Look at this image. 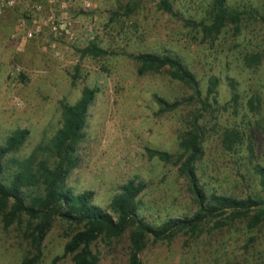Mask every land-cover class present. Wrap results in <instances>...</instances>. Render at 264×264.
I'll list each match as a JSON object with an SVG mask.
<instances>
[{
	"label": "rangeland",
	"instance_id": "374dc122",
	"mask_svg": "<svg viewBox=\"0 0 264 264\" xmlns=\"http://www.w3.org/2000/svg\"><path fill=\"white\" fill-rule=\"evenodd\" d=\"M88 1V12L77 11L71 38L24 41L15 12L0 18V145L15 130L28 132L4 158L2 181L23 168L31 176L20 188L25 203L32 205L42 196L36 166L55 164L50 145L61 126L59 104H74L87 87L95 94L74 153L75 167L64 183L73 193L92 191V204L116 218L109 204L121 185L134 180L144 185L134 202L146 224L158 227L191 216L196 205L177 171L176 143L199 115L203 154L196 163L198 186L207 195H256L254 169L264 166V23L244 14L236 26L203 38L199 29L158 10V0ZM168 1L180 19L208 23L212 0ZM225 3L230 11L264 17V0ZM89 20L93 32L87 35L82 24ZM142 53L179 58L197 80L203 105L184 101L173 111L159 112L155 98L181 101L190 91L171 80L166 69L138 74L129 56ZM211 78L216 86L207 94ZM225 130L238 131L241 142L228 148ZM146 148L169 154L170 161L148 157ZM7 210L0 211V264H21L34 253L29 221L21 215L5 226ZM223 217L206 220L193 235L147 238L140 264H264V223L249 229L248 219ZM81 229L54 219L35 264H72L63 247ZM132 230L118 238H97L90 245L96 264H126Z\"/></svg>",
	"mask_w": 264,
	"mask_h": 264
},
{
	"label": "trees",
	"instance_id": "16d2710c",
	"mask_svg": "<svg viewBox=\"0 0 264 264\" xmlns=\"http://www.w3.org/2000/svg\"><path fill=\"white\" fill-rule=\"evenodd\" d=\"M156 8L167 15L181 20L184 25L192 29H199L203 38L216 35L226 25L236 26L242 16L264 23V17L255 13L234 12L226 6L225 0H212L208 23L180 19L172 10L168 0H158ZM96 54H106L96 50ZM138 64L137 73L157 72L166 69L171 80L184 85L190 95L181 101L165 102L155 98L159 112H169L176 109L184 101L200 100L197 80L182 61L170 55H156L142 53L129 56ZM216 86V80L211 78L207 94H211ZM95 90L83 87L78 100L68 105L60 103L61 126L52 138L50 150L55 164L48 168L37 164L38 178L42 187V196L34 204L27 205L21 192V187L31 176L22 168L11 176L6 183L2 181L3 160L18 148L28 135L27 130H15L0 145V211L8 207L4 215V225L7 226L15 218L23 215L28 219V235L33 255L21 264H35L40 257V245L52 221L59 219L74 225H81L82 229L75 232L63 247V255L70 257L72 264H96V257L90 250V245L99 237L118 238L129 227L133 230L128 237V255L126 264H140L139 254L147 238L153 241L168 240L176 233L193 235L200 225L213 217L224 216L223 219H248L246 226L251 229L264 223V166H256L258 192L254 196L237 199L232 196L205 194L198 186L196 163L202 157L203 130L197 123L199 115H194L186 131L178 136L176 150L178 157V173L186 180L189 193L196 205L195 212L185 218L168 219L158 227H152L138 218L134 199L142 192L141 182L129 180L119 188L110 204L109 210L115 215L113 218L106 210L92 204V191L73 193L64 183L69 172L75 167L74 153L81 138L84 127L86 110L94 98ZM234 102L236 96L231 97ZM251 107V103L249 102ZM242 135L236 130H225L223 142L231 148L240 143ZM148 157H155L161 162H169L170 155L158 151L145 149Z\"/></svg>",
	"mask_w": 264,
	"mask_h": 264
},
{
	"label": "built area",
	"instance_id": "2783aa9c",
	"mask_svg": "<svg viewBox=\"0 0 264 264\" xmlns=\"http://www.w3.org/2000/svg\"><path fill=\"white\" fill-rule=\"evenodd\" d=\"M85 13L90 10L88 0H0V18L9 12L18 17L21 37L32 41L46 37L48 39L71 38V29L77 23L78 10ZM86 34L93 32L90 22L82 24Z\"/></svg>",
	"mask_w": 264,
	"mask_h": 264
}]
</instances>
